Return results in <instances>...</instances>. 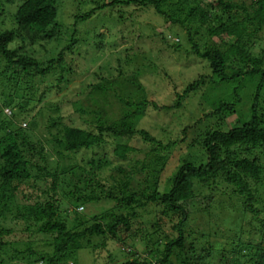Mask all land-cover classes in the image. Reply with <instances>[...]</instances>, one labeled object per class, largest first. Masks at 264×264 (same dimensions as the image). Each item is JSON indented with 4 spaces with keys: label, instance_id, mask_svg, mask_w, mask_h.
<instances>
[{
    "label": "trees",
    "instance_id": "trees-1",
    "mask_svg": "<svg viewBox=\"0 0 264 264\" xmlns=\"http://www.w3.org/2000/svg\"><path fill=\"white\" fill-rule=\"evenodd\" d=\"M89 1L90 3H87L88 0H79V3L74 5L75 9L85 10L83 13L74 14L73 26L76 22L81 23L92 18L98 22L110 18L123 24L127 18H123V10L117 7L125 9L133 6L144 9L153 6L157 15L172 24L187 27L189 31L198 34L199 29L204 27L210 37L233 36L235 39H224L220 44L213 43L212 46L200 50L193 37L189 35L188 40L192 43L194 53L206 61L209 74H201L189 82L183 93L175 91L173 93L175 100L170 101H157L156 97H160L159 92L156 93V97L149 95L147 88L135 80L136 76L121 78L120 58L114 68L112 65L104 64L110 74L95 72L97 81L87 84L90 91L88 95L100 97L92 100L95 108L90 109L94 116V120L89 123L91 127L62 125L60 128V117L50 116L47 125L57 130L52 134L57 148L52 143L53 151H50L45 148L41 139H30L28 129L36 125L41 109L57 111L58 105L46 107L47 105L41 103L44 102L43 97L47 93L45 91L47 88L37 93V90L32 91L27 89V86H30L28 82L31 76H43L51 73L58 65L61 66L66 58L65 51L71 52L77 38H74L73 33L71 44L66 46L65 50L44 61L37 52L41 48L46 54V46L57 38L62 28L61 18L58 17L61 0H20L11 11L13 25L9 29H1L5 22L3 16L7 15L2 4L0 77L4 75L3 79L10 88L7 94L1 92V95L4 94L1 105H12L15 111L6 116L0 108V129L4 131L0 135V218L9 213L15 222H22L23 228L16 233L12 228L0 224V264H13L12 259L26 255L28 257L34 255L44 264H67L68 259L84 247L82 239L105 236L107 232L125 244V251L132 257L126 258L120 264H198L195 253L193 254L196 243L188 239L195 231L192 228L186 231L191 214L188 202L203 199L206 209L212 193L203 197L196 196L195 185L213 191L214 185L224 183L232 189L231 193L244 196L252 211L258 212L253 203L259 199L257 186H261L264 174V102L262 106L260 105L262 102L260 99L264 96V50L260 57H252L249 51L251 43L247 39L249 36L258 37L264 30V0H214L208 3L211 13H208L207 9L194 8L185 11L183 15L180 7H185L186 4L182 0H177L174 4L177 8L174 13L161 8L160 3L165 0ZM6 3L12 5L16 0H6ZM85 4L92 6L86 7ZM106 32H99L95 25L85 32L90 47L94 49L91 55L98 52L99 57L105 48L115 45L111 38L114 37L115 31ZM233 59L236 64H230ZM72 70L70 65L60 69L56 87L60 80L65 79L63 71L70 73ZM160 74L163 75L164 72ZM245 76L258 79L255 82L248 120L241 122L240 116L236 114L240 94L235 87L230 100H219L215 107L204 115L205 118H211L212 122L201 130L186 125L180 137H168L164 143L159 138L160 133L157 134L159 122L157 124L152 122L151 126L145 127L148 121L146 112L149 108L156 112L178 110L184 95L202 91L205 84L207 87L204 94L211 90V86L215 87L219 83L231 82ZM20 91L24 93L23 96L19 94L18 99L23 100L14 105L13 95ZM107 96L115 98L119 103L118 115L109 114L101 104L100 100L107 101ZM167 97L169 95L163 98ZM37 103L41 104L33 110ZM76 111L89 112L81 105H77ZM231 115H235V122L232 125L227 121ZM14 116L26 119L30 117L33 122H28L29 128L18 126L12 130L8 124L14 122ZM199 122H202L201 119L193 125ZM190 128L195 131L191 136ZM167 131L164 134L169 135ZM137 135L145 144L151 146L150 152L155 154L156 163L161 164L157 177L149 174L145 179L148 181L155 177V186L148 194L128 190L130 174H127L125 180L105 178L102 173L106 164L105 157L89 159L76 157L81 150L97 148L104 143L112 142L114 156L125 159L127 154L136 148L129 144V141L125 143L117 139H132ZM168 149H171V152L160 155ZM172 149L177 151L173 153ZM181 150L189 154L185 157L176 156L178 162L174 171L164 185H160L162 181L160 176L164 173L167 163L171 161L170 156L172 158ZM198 150L201 152L195 153ZM51 154L59 157L54 168L49 163L48 157ZM71 154L74 155L73 162H70L68 168L66 165L62 166L64 163L62 161L66 160L65 156L69 157ZM60 160L61 164L58 162ZM145 167L144 161L137 160L130 171H137L138 168L143 170ZM250 181L254 182L255 188L251 186ZM104 199L114 200L115 203L110 209L91 218H86V214L81 212L83 205ZM149 202L161 208L147 231L143 220L138 227L133 222L142 217L137 209L144 208ZM68 221H72V228L68 226ZM90 221L92 222L88 223ZM262 223L264 226V222ZM76 227L82 229H74ZM38 233L44 236L40 241L50 242L52 246L50 250L31 251L30 239ZM17 238L29 242L26 249L15 247L16 243L24 241L17 242ZM161 238L166 239L162 247L158 245ZM187 241L190 248L186 247L190 251L185 249ZM138 243L143 245L144 256L137 254ZM44 244L45 242L40 243L41 246ZM236 249L234 246L233 252H237ZM234 257L232 264L251 262L264 264V247H258L253 254L238 253ZM218 263L228 264L223 259Z\"/></svg>",
    "mask_w": 264,
    "mask_h": 264
},
{
    "label": "rangeland",
    "instance_id": "rangeland-1",
    "mask_svg": "<svg viewBox=\"0 0 264 264\" xmlns=\"http://www.w3.org/2000/svg\"><path fill=\"white\" fill-rule=\"evenodd\" d=\"M19 1L20 0H16L15 4L10 5L6 3V0H0V6L3 4L5 12H7V15L3 16V18L5 17V22L4 26L1 25V29H9L12 27L11 11L15 9ZM78 1L79 0H61V9L58 17L61 18L60 22L62 23V28L57 38L53 39L46 46L47 53L44 54L40 48L37 54H39L40 57L42 56L44 61L56 56L59 51L65 50L66 46L71 44V35L73 33L74 38H77V43L72 46L71 52L65 51L66 58L61 63V66L58 65L51 73H47L43 76H31L28 82L30 86H27V89L32 91L37 90V93L47 88L45 89L47 93L43 97L44 102L41 103L47 105L46 107L58 105L57 111L41 109L40 115L36 119V125L28 129L30 131L28 137L33 140L38 138L41 139L46 146L45 148L50 151H53V147H51L52 143L57 148L54 141L55 137L52 135L55 134L57 130L47 125L50 116L60 117V128L62 125L91 127L89 123H91V120H94V116L90 109L95 108V106L92 105V100L95 98L100 99V97L93 94L88 95L90 91L87 84L97 81V78L94 76L95 72L104 75L110 74L106 67H104V64L112 65L114 68L119 62L118 58H120L121 61L119 64L122 67L121 78H132L136 76L135 80L147 88L146 90L149 95L156 97V93L159 92L160 97H156L157 101H170V99L175 100L173 95L175 91L181 94L184 92L189 82L201 74H209L206 61L194 53L192 43L188 40L189 35L193 37V41L198 44L200 50L207 46H212L213 43L220 44L224 39H235L233 36H223V38L210 37L204 27L199 29L198 34L195 31H189L186 29L187 27L185 28L172 24L162 16L157 15L153 6L144 9L133 6L125 9L117 7V9L123 10V18H127L126 22L123 24L112 21L110 18L102 20L101 22L92 18L90 20L86 19L81 23L76 22L77 24L75 23L73 26L74 14L83 13L85 10L74 8V5L79 3ZM104 1L110 2L112 0ZM176 1L177 0H165L163 3H160V6L163 10L165 9L170 13H174V11L176 12L177 10L174 6ZM182 1L186 4L185 7H180V9H182L181 14L183 15L185 11L194 8L207 9V12L211 13L212 10H210L208 3L214 0ZM87 3H90V1L88 0ZM85 6L90 7L92 5L85 4ZM1 19L2 17H0V20ZM193 24L195 25L196 22ZM94 25L98 27L99 32L115 31L113 33L114 37H111L115 45L105 48L104 53L100 52L102 55L99 57H97L98 52L91 55L94 49L90 47L87 36L84 35L85 32ZM111 38H109V40ZM247 40L251 43L249 47L251 56L260 57L264 50V30L258 37L249 36ZM233 60L234 61L230 62V64H236L235 59ZM69 65L72 66L73 70L70 73L63 71L65 79L60 80L58 82V87H56L60 69L67 68ZM238 65L241 66L240 64ZM1 68L2 67H0V69ZM162 72H164L163 75L160 74ZM3 78L4 75L0 77V108L3 114L10 116L11 112L15 111V108H13L12 105H1L2 97H4V94L9 93L8 89L10 88V85H8ZM257 80V77L245 76L231 82L219 83L215 87L211 86V90H208V93L204 94L207 87L205 84L202 91L190 93L186 96L184 95L182 105L178 110L156 112L153 108H149L146 112V120L148 121L145 123V127L151 126L152 122L155 124L159 122L160 124L157 127L158 131H156L158 132L157 134L160 133L159 138L163 140L164 143L167 141L168 137H180V133L186 125L201 130L212 122L210 121L211 118H205L204 115L211 111L219 100H230L233 96L235 87L240 94V100L236 105V114L240 116L241 122L248 120V117H250V106L253 101L255 82ZM51 85L52 87H49ZM27 89L24 90V92H26ZM1 92H4V94L1 95ZM24 92L20 91L17 94L14 93V95L11 93L14 98H12L15 102L14 105L22 102L23 98H18ZM165 95H169V97L166 99L163 98ZM106 98L108 99L107 101L100 100L103 107L109 114L113 116L114 114L118 115L119 103L115 98L112 99L111 96H107ZM260 101H262L260 103L262 106L264 96L261 97ZM41 103H37L33 110H36ZM77 105H81L89 112L79 113L76 111ZM29 107H31V104ZM234 118L235 115L228 117L227 121L230 125L234 124ZM199 119H201L202 122L193 125L195 122H198ZM32 120L30 117L26 119V117L14 116V122L8 125L12 130L18 126L29 128L28 122ZM165 131H167L169 135L164 134ZM3 133V129H0V135ZM193 133H195L194 129L190 128L189 135L191 136ZM117 140L125 143L129 141V144L134 146L136 150L129 152L125 159H118L113 154L112 142H108L97 148L81 150L76 154V157H78V159L82 157L85 159L105 157L106 164L102 170L105 178L112 180L113 177H115L125 180L130 174L128 176V190L139 194H148L154 188L155 177L159 175L161 168V164L155 161V154L150 152L151 146L145 144L138 135L132 139L121 138ZM176 147L178 148V146ZM172 151L175 153L177 150L172 149ZM169 152H171V149L163 151L160 155L168 154ZM200 152L201 151L198 150L195 153L199 154ZM176 154L177 155L173 156L171 153L173 157L171 158L170 156L169 159H171V161L167 163L164 173L160 176L162 180L160 185L162 186L167 178L170 177L171 172L175 169V165L178 162L176 156L178 157V155H180V157H185L189 152L181 150L180 153L177 152ZM48 158L52 168L57 166L56 161L59 157H56L55 154H51ZM65 158L66 160L62 161V163L64 162L62 166L66 165L68 168V165L74 159V155L71 154L69 157L65 156ZM261 158H263L262 155ZM137 160L144 161L146 167L143 170H139L138 168L137 171H130ZM58 162L61 164V160ZM149 174H153L155 177H151L146 181L145 179ZM262 179L261 186H257V193L259 194L257 196L259 199L253 203V207L258 210L257 213L252 211V207H249L244 196L231 193L232 189H229L224 183L220 182L214 185L213 191L204 187H198L197 185L194 186L196 196L203 197V195L212 193V198L206 209L204 207L206 204H204L205 202H203V199H195L188 202V208L191 214L186 231L188 232V228H192L195 231V233H191L192 237L188 239L196 243V250H194L195 252L193 251V254L195 253V260L198 264H208V262L210 264H219L218 262L220 259H223L228 264H232L231 261L235 258L234 256H236V254H253V251L258 247H264V226H262V222H264V174ZM250 184L255 188L253 181H250ZM161 190L164 189L161 188ZM20 203L22 202L20 201ZM20 203L18 202V204ZM114 203V200L104 199L96 203L85 204L81 212L86 214V218H91L93 215L101 214L105 210L110 209ZM144 208L137 209L142 217L134 220L133 223L138 227L143 220L145 228L149 231L150 223L157 218L156 214L161 207L149 202ZM68 222V226L72 228V221ZM91 222L92 221L88 223ZM0 224L1 226H6V228H12L16 233L23 228L22 222H15L12 215L9 213H6L4 218H0ZM77 228L78 227L74 229ZM78 229L81 230L82 228ZM41 238L44 239V236L38 233L34 238L32 237L30 239L32 243L31 251L50 250V247H52L50 242L43 241L45 244L42 246L40 245V243H43L40 241ZM88 239L89 240H87V238L81 240L84 247L76 251L74 256L68 259L67 264H120L126 258H132L125 251V244L117 241L109 232H107L105 236H90ZM20 240L24 239H16L17 242ZM165 242L166 239L161 238L158 245L162 247ZM27 243L24 240L16 243L15 247L21 250L26 249ZM186 246L190 248L188 241L185 244V249L190 251ZM234 246L237 248V252H233ZM137 254L144 256L143 245L140 243L137 244ZM131 255L133 256L134 254ZM34 259L37 260L34 255L31 257L26 255L22 258L18 257L12 260L13 264H44L41 259L35 260L34 262L30 261ZM249 264H252V262Z\"/></svg>",
    "mask_w": 264,
    "mask_h": 264
}]
</instances>
